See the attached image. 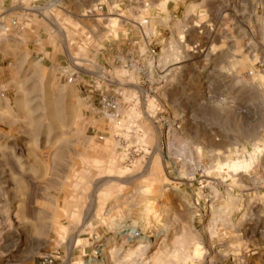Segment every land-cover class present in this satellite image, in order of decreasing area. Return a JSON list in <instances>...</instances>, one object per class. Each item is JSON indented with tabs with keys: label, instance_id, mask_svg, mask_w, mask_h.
<instances>
[{
	"label": "rangeland",
	"instance_id": "1",
	"mask_svg": "<svg viewBox=\"0 0 264 264\" xmlns=\"http://www.w3.org/2000/svg\"><path fill=\"white\" fill-rule=\"evenodd\" d=\"M78 1L0 0V264H264V0Z\"/></svg>",
	"mask_w": 264,
	"mask_h": 264
},
{
	"label": "crops",
	"instance_id": "2",
	"mask_svg": "<svg viewBox=\"0 0 264 264\" xmlns=\"http://www.w3.org/2000/svg\"><path fill=\"white\" fill-rule=\"evenodd\" d=\"M94 1H96V0H94ZM89 5V4H88ZM82 9H83V3L81 2V1H78L77 0V3H76V5H75V10H74V12L76 13V14H78V13H80L81 11H82ZM13 40L15 41V42H18V39H14L13 38Z\"/></svg>",
	"mask_w": 264,
	"mask_h": 264
},
{
	"label": "built area",
	"instance_id": "3",
	"mask_svg": "<svg viewBox=\"0 0 264 264\" xmlns=\"http://www.w3.org/2000/svg\"><path fill=\"white\" fill-rule=\"evenodd\" d=\"M52 262H53L52 257H47L43 259L42 264H52Z\"/></svg>",
	"mask_w": 264,
	"mask_h": 264
}]
</instances>
